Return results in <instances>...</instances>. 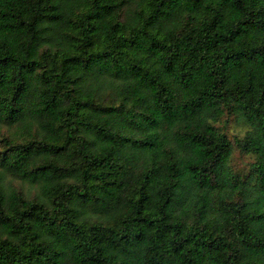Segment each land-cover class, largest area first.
<instances>
[{
    "label": "trees",
    "instance_id": "1",
    "mask_svg": "<svg viewBox=\"0 0 264 264\" xmlns=\"http://www.w3.org/2000/svg\"><path fill=\"white\" fill-rule=\"evenodd\" d=\"M0 264H264V0H0Z\"/></svg>",
    "mask_w": 264,
    "mask_h": 264
},
{
    "label": "rangeland",
    "instance_id": "2",
    "mask_svg": "<svg viewBox=\"0 0 264 264\" xmlns=\"http://www.w3.org/2000/svg\"><path fill=\"white\" fill-rule=\"evenodd\" d=\"M247 127H245L244 125H240L237 122H231L230 123V128H229V133L231 135H238V136H243V134L245 133Z\"/></svg>",
    "mask_w": 264,
    "mask_h": 264
}]
</instances>
